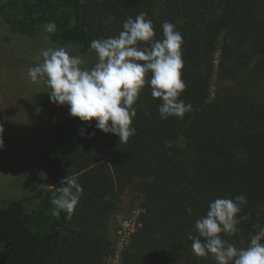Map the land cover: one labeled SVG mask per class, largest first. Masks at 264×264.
Wrapping results in <instances>:
<instances>
[{
    "label": "trees",
    "instance_id": "1",
    "mask_svg": "<svg viewBox=\"0 0 264 264\" xmlns=\"http://www.w3.org/2000/svg\"><path fill=\"white\" fill-rule=\"evenodd\" d=\"M140 12L157 38L165 21L182 33L181 99L193 112L161 119V101L146 85L135 104L136 135L120 143L48 95L64 119L51 148L37 153L45 175L23 181L28 195L0 199V264H109L111 221L129 197L141 212L119 264H215L195 255L188 237L217 198H247V219L229 243L247 247L254 225L264 226V0H0V28L95 60L90 42L117 36ZM67 175L83 188L70 220L51 212Z\"/></svg>",
    "mask_w": 264,
    "mask_h": 264
},
{
    "label": "clouds",
    "instance_id": "2",
    "mask_svg": "<svg viewBox=\"0 0 264 264\" xmlns=\"http://www.w3.org/2000/svg\"><path fill=\"white\" fill-rule=\"evenodd\" d=\"M55 27L53 22L44 26L48 33ZM162 31V37L157 38L152 20L140 12L135 18H126L117 36L90 42L95 53L91 67H82L84 59L64 47H48L34 58L27 75L33 83H43L50 89V102L67 105L71 117L89 124L95 120L98 130L127 143L136 135L135 104L146 85L161 101V119H183L193 112V106L181 99L186 89L182 33L168 21L162 24ZM3 131L0 126V150L5 147ZM82 195L75 175L62 178L51 196L52 215L64 212V219L70 220ZM246 205L243 194L210 202L206 215L195 221L198 235L189 234L193 253L211 256L215 264H264V226L254 225L257 231L247 247H237L225 238L240 231L241 220L247 219L240 215ZM187 211L191 214L192 209Z\"/></svg>",
    "mask_w": 264,
    "mask_h": 264
},
{
    "label": "rangeland",
    "instance_id": "3",
    "mask_svg": "<svg viewBox=\"0 0 264 264\" xmlns=\"http://www.w3.org/2000/svg\"><path fill=\"white\" fill-rule=\"evenodd\" d=\"M48 47L60 46L45 36L27 40L0 28V126L4 129L5 145L0 150V199L15 200L28 195L23 181L34 174L45 175L37 153L51 148L55 129L64 119L57 105L47 103L50 89L43 83H33L27 75L28 68L35 64L34 58ZM65 49L81 56L77 49ZM81 57L85 61L82 67L95 63L94 59ZM140 212V201L129 197L112 218L115 254L109 264L120 263L130 236L138 227Z\"/></svg>",
    "mask_w": 264,
    "mask_h": 264
}]
</instances>
